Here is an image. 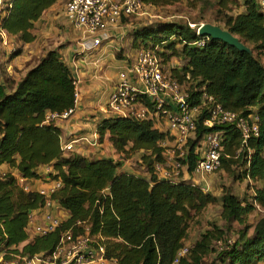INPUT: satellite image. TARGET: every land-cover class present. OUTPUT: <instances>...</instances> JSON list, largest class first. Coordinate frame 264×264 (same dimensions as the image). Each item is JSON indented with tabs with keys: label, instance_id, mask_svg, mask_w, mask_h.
Returning a JSON list of instances; mask_svg holds the SVG:
<instances>
[{
	"label": "trees",
	"instance_id": "1",
	"mask_svg": "<svg viewBox=\"0 0 264 264\" xmlns=\"http://www.w3.org/2000/svg\"><path fill=\"white\" fill-rule=\"evenodd\" d=\"M1 1L0 31L16 46L22 45L9 56L10 63L23 55V47L35 43L36 23L55 5L66 7L70 0ZM144 1L152 9L186 3L198 10L206 3ZM230 3L219 0L216 24L238 37L253 54L202 37L198 35L199 26L192 28L182 22H161L133 30L130 51L134 57L142 50L157 48L165 67L174 58H184L185 65L170 72L194 100L200 101L205 91L226 110L259 115V137L244 148L242 136L233 126L207 128L200 123L197 130L199 140L207 133L224 132L226 155L219 170L233 173V167L241 168L240 179L250 181L254 188L251 201L225 190L220 200L225 226L214 225L193 245H187L193 217L217 198L193 182L159 179L155 165L164 162L161 142L165 134L152 122L107 117L97 127L99 143L109 144L118 158L129 160L141 155L145 168L141 176L122 172L121 162L112 158L95 159L65 151L63 146L74 139H65L59 122L46 123V117L75 107L76 77L73 68L53 50L28 63L24 74L16 69L18 78L9 76L0 66V170L3 172L2 166L10 168L0 176V254H5L6 260H11V255L51 256L63 235L70 232L74 240L82 236L97 239L105 246L108 260L116 264H174L185 248H189V254L179 264L264 263V216L249 234V218L258 207H264V10L259 0H246L242 10L234 14ZM203 40L204 47L194 45ZM205 118L203 114L202 121ZM193 147L187 161L190 174L198 160ZM47 167L53 169L48 178L61 182L51 199L67 212L68 219L55 232L31 237L30 217L46 208L47 198L36 191H25L18 175L27 182L39 180V170ZM234 224L240 227L236 240L230 236ZM213 254H217L216 261L209 263Z\"/></svg>",
	"mask_w": 264,
	"mask_h": 264
},
{
	"label": "built area",
	"instance_id": "2",
	"mask_svg": "<svg viewBox=\"0 0 264 264\" xmlns=\"http://www.w3.org/2000/svg\"><path fill=\"white\" fill-rule=\"evenodd\" d=\"M264 10V0H259ZM149 6L144 0H70L65 7L68 23L81 32L84 38H96L93 48L101 46L99 37L110 29L122 27L124 20H133L145 15V8ZM150 8V7H149ZM3 14L0 0V16ZM194 28L193 25H190ZM201 27V26H200ZM199 27V28H200ZM199 35V29H198ZM195 46L204 47L206 41ZM88 50L81 43L82 55ZM17 51L16 44L12 43L4 31H0V66L3 54L12 55ZM124 60L119 68L118 81L109 95L104 110L107 117L135 118L140 121L152 122L156 130L165 134L161 142L164 162L155 165L159 179L174 183L193 182L197 175L204 176L216 173L222 166L225 157L224 132L214 131L207 133L201 140L197 137L198 125L203 123L207 128L214 126H233L242 136V147H247L250 140L258 138L260 134V117L257 113L244 116L223 108L205 91L201 93L200 101L194 100L186 86L173 78L171 72L162 64L158 49H147L137 52ZM130 59H133L132 62ZM76 69V68H75ZM77 88L75 107L61 114L49 113L46 123L70 120L76 113L80 81L76 78ZM203 114L206 118L202 121ZM92 143L99 144V136H94ZM90 142L86 137H78L66 143L63 149L67 152L75 150L77 144ZM195 148L198 157L194 172L188 171L187 161L191 146ZM239 154V153H238ZM249 159V158H248ZM4 173L0 171V176ZM19 184H27L23 176H18ZM202 187L206 192V186ZM23 187V186H22ZM25 191L31 187L24 186ZM61 188V182H54L49 190L39 193L47 198V210L61 207L52 201V196ZM34 214L30 217L29 227ZM45 226H36L37 235L44 236L55 232L62 221L54 213L44 216ZM89 231V230H87ZM189 254V248L183 249L174 264ZM11 260L0 255V264H116L106 257L105 246L93 237H79L74 240L70 232L63 235L58 250L51 256L38 255L33 258L11 255Z\"/></svg>",
	"mask_w": 264,
	"mask_h": 264
},
{
	"label": "crops",
	"instance_id": "3",
	"mask_svg": "<svg viewBox=\"0 0 264 264\" xmlns=\"http://www.w3.org/2000/svg\"><path fill=\"white\" fill-rule=\"evenodd\" d=\"M64 7L65 5L62 6L61 3L55 5L36 23L34 32L37 39L35 43L23 47V55L9 63L8 75L18 78L20 74L15 73L16 69L22 72L21 75L24 74V69L28 63L40 59L53 50H57L63 60L72 68L74 53H76L75 51H81V43H84L88 50L82 55L88 61V65H82L83 68L80 72L79 69H74L75 77L80 81L77 110L71 120L61 122L58 126L63 129L64 137L68 141L78 137L89 139L90 142L77 145L75 147L76 152L89 158L101 159L104 157V151L103 153L100 152V147L107 145L111 151L112 147L107 143L95 145L92 142L95 140L94 136L97 134L98 125L103 119L107 118L103 109L118 81V75H113L111 71L112 69L117 70L118 65L123 63L122 59L118 60L116 57L117 53L119 54L124 50L123 56L132 55L130 50L127 51V47L132 42L130 34L140 25L137 22L135 23L133 19L126 21L122 29L108 30L99 37L102 41V47L95 49L93 48V41L98 37L84 38L85 36L81 32L75 31L67 21ZM141 19V17L136 18V20ZM75 44L80 47L78 50ZM21 47L22 45H18L17 49ZM19 59L21 61L19 65L21 66H17L15 62ZM93 62H96V65H93ZM1 169L4 171L10 170L8 166H2ZM47 169L48 167L39 170L41 179L27 182L33 191L39 192L42 189L45 178L42 177V174ZM57 213L63 221L68 219V214L63 209H59Z\"/></svg>",
	"mask_w": 264,
	"mask_h": 264
},
{
	"label": "rangeland",
	"instance_id": "4",
	"mask_svg": "<svg viewBox=\"0 0 264 264\" xmlns=\"http://www.w3.org/2000/svg\"><path fill=\"white\" fill-rule=\"evenodd\" d=\"M230 1H231V3L229 4V8L232 9V12L234 14H237L239 11L242 10V6L246 0H230ZM205 2L206 3L202 7H200L198 10H194V9L188 7L186 3L181 4V5L171 6V7L157 8V9H152V8L148 7V8L144 9V12H146V14L141 16V18H142L141 20H136V18H135L133 21L135 23L137 22L140 25L138 28H141V29L144 28L145 26L156 25V24H159L161 22H182V23L193 25L194 28L196 27V25L200 27L203 24L217 25L216 24V16H217L216 11L218 10L217 4H218L219 0H205ZM124 24H125V22H124ZM124 24L122 25L123 28L125 26ZM122 27H120V29H122ZM73 29H75V28H73ZM116 30H118V28ZM75 31H76V29H75ZM100 47H102V43H101ZM78 48H80V47L79 46L77 47V45H76L77 50H78ZM128 50H130V45L127 47V51ZM79 51H75L76 53H74L73 65H71V66H72V68L74 67L73 70L76 68L77 70L79 69V72H80L81 69L83 68L82 65L87 66L88 61H86V59L84 58V55H80L77 53ZM123 52H124V50H123ZM121 53H119V54L117 53L116 57L118 58V60L122 59V60L126 61L127 57H125L123 55H122V57H120ZM128 55H130V54H128ZM7 58H9V55L3 54L2 65H1L2 70H7L9 68L10 64L8 63ZM37 60H39V59H36V61ZM15 62L17 64V66H21V65H19V64H21L20 59L16 60ZM262 62L264 64V59H262ZM185 63H186V61L184 58H174L168 64V66L166 68L169 71L173 68L181 69L185 65ZM93 65H96V62H93ZM121 65H122V63L118 65L117 70L112 69L111 72L113 75H118V73L120 72L119 68ZM6 72L8 73V70ZM105 108H106V105H105L103 110H105ZM62 122H65V121H62ZM59 123H61V122H59ZM77 145H80V144H77ZM95 145H97V144H95ZM102 148L100 147V152L103 153V151H104V155L102 154L104 157L112 158L115 161L121 162L122 167H123L122 172L136 173L140 176L144 174L145 168L143 167L141 155L137 154L135 156H132L128 160V159H124V156H120L118 158L117 155L114 153V151L113 150L111 151L110 147H108L107 145H105ZM74 152H76V149L74 150ZM103 156H100V157H103ZM93 158H95V157H93ZM51 169H52V167H48L46 172L42 174V177L43 178L45 177L43 187L41 189L42 191L43 190L47 191L51 187H53V185H54V182H52L51 179L48 178V175L51 172H53L52 171L53 169L52 170ZM233 170H234L233 173H227L224 170H219L218 172L210 174V175H204V176L197 175L194 178V180H195L194 183L206 186L207 188H205V189L208 190L206 192L210 193L214 197H216L217 201L215 203L211 204L210 206H208L207 208H205L200 214H197L193 217L192 221L190 222L189 238L187 241V245H189V246L193 245L198 239H200L202 234H204L209 229H213L214 225L218 226L219 228H223V226H225V222L222 219V204L220 201L225 190H230L235 195H237L240 199L251 201V199L254 195L253 185L248 180L243 181L242 179H240L239 176L242 173L241 168L239 169L237 167H233ZM12 172L14 175L17 176L18 173L16 171H12ZM2 173L5 174V173H7V171L3 170ZM18 176H20V175H18ZM20 186L21 187L22 186L23 187L28 186V183L24 184V185H20ZM29 187H31V186H29ZM31 191H33L32 187H31ZM58 211H59V209L54 207L53 209L47 210V208H45V209L41 210L40 212L39 211L34 212L33 213L34 219L32 221L31 226L29 227V235L31 237H35L37 235V231L35 230L36 226H38V225L43 226V227L45 226L46 221L44 219V216L45 215L47 216L48 213H50V214L54 213L55 216L59 217V219L61 221H63L61 216L58 215V213H57ZM263 216H264V207H258L255 214L249 218V226L252 227L249 230L250 235L253 233V227L256 224V222L258 221V219L263 217ZM234 228L235 229L232 230V232L230 233V236H232L234 238V240H236V239H238V229L240 227L238 226V224H234ZM242 229H243V227H242ZM217 247H219V246L217 245ZM0 255H2V254H0ZM216 258H217V254H213L208 258V262L211 263L213 261H216ZM217 264H221V263L217 262Z\"/></svg>",
	"mask_w": 264,
	"mask_h": 264
},
{
	"label": "water",
	"instance_id": "5",
	"mask_svg": "<svg viewBox=\"0 0 264 264\" xmlns=\"http://www.w3.org/2000/svg\"><path fill=\"white\" fill-rule=\"evenodd\" d=\"M199 35L202 37H209L215 41H222L241 52L253 54L252 50L247 47L238 37L217 25L203 24L199 28Z\"/></svg>",
	"mask_w": 264,
	"mask_h": 264
}]
</instances>
